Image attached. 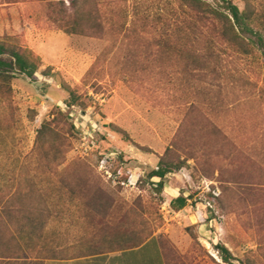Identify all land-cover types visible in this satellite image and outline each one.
I'll use <instances>...</instances> for the list:
<instances>
[{
  "label": "rangeland",
  "instance_id": "rangeland-1",
  "mask_svg": "<svg viewBox=\"0 0 264 264\" xmlns=\"http://www.w3.org/2000/svg\"><path fill=\"white\" fill-rule=\"evenodd\" d=\"M229 1L264 14V0ZM194 16L181 0H0V43L39 59L35 81L0 77V199L40 182L36 138L57 109L78 130L57 171L96 172L104 196H75L23 247L77 257L153 241L167 264H225L221 244L232 264H264V57ZM163 159L187 165L161 197L145 178ZM56 179L39 183L53 202Z\"/></svg>",
  "mask_w": 264,
  "mask_h": 264
},
{
  "label": "trees",
  "instance_id": "trees-1",
  "mask_svg": "<svg viewBox=\"0 0 264 264\" xmlns=\"http://www.w3.org/2000/svg\"><path fill=\"white\" fill-rule=\"evenodd\" d=\"M181 1L197 16H194V20L200 23H211L220 41H224L233 49L245 53H248L250 49H257L264 57V14L254 18L252 13L241 11L237 5L229 0ZM194 28L197 29L198 25L191 27L192 30ZM166 48L171 49L168 44H166ZM38 61L39 59L10 50L0 43V77L6 83H10L17 75L35 81L39 69ZM66 104L70 108L74 107L77 105L76 98L71 96V101ZM52 115H54L53 120L39 129L36 138V176L40 180L39 183H42L41 181L47 183L51 175L57 178L59 183V186H56V190H58L57 201L53 202V198L51 201L47 200L52 197L51 194L39 188V183L35 180H31L24 186H18L13 193L4 192L2 194L0 199V205H3L1 213L6 216L7 221L2 220L3 226L0 227V264H45V261L48 260L68 261L97 255L66 257L46 249L37 252L35 249H26L19 241V238L24 235L40 237L53 216L62 222L66 212L70 211V206L67 205L68 201L73 202L75 196L85 198L88 207H92V204L104 206L101 203L104 196L99 186L101 177L96 172H87L83 176L75 175L72 176V180H69L66 177V172H68L66 169L57 171V167L62 164L63 151L61 148L66 145L68 139L76 138L78 130L74 124L69 122V117L62 110L57 109ZM60 128H66L67 136H62L63 133H61ZM186 165L187 161L163 159L158 167L147 175L145 180L151 182L154 178L158 179L159 182L155 184L154 191L162 197L167 176L179 172ZM71 181H77L79 184L72 186ZM5 197L9 198L5 201ZM191 197L180 195L171 202V207L180 211L187 206ZM10 226L14 228V231L9 229ZM139 246L135 244L128 249H135ZM216 247L223 262L232 264L234 258L231 252L224 245L220 244ZM161 252L167 264V258L162 249Z\"/></svg>",
  "mask_w": 264,
  "mask_h": 264
},
{
  "label": "crops",
  "instance_id": "crops-1",
  "mask_svg": "<svg viewBox=\"0 0 264 264\" xmlns=\"http://www.w3.org/2000/svg\"><path fill=\"white\" fill-rule=\"evenodd\" d=\"M166 264L161 248L156 242L148 241L142 246L114 252L83 257L68 261L49 260L46 264Z\"/></svg>",
  "mask_w": 264,
  "mask_h": 264
}]
</instances>
